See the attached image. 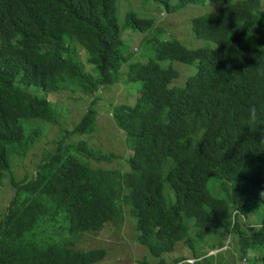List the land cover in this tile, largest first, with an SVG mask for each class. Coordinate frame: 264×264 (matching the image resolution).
<instances>
[{
	"label": "trees",
	"instance_id": "trees-1",
	"mask_svg": "<svg viewBox=\"0 0 264 264\" xmlns=\"http://www.w3.org/2000/svg\"><path fill=\"white\" fill-rule=\"evenodd\" d=\"M153 1L176 10L167 0ZM262 1L181 0L206 8L188 28L213 43L188 48L172 37L158 39L163 25L147 15L127 12L120 24L118 0H0V185L10 145L22 148L20 120L56 122L49 94L80 91L96 99L101 89L122 85L112 117L129 154L125 172L120 162L104 169L77 158L111 159L75 142L96 130L91 101L62 135H70L69 144L54 146L32 178L11 180L16 192L0 216V264H97L107 254L103 247L76 249L39 237L44 218L67 237L110 230L126 216L135 217L134 237L157 259L141 264H221V254L199 252L185 218L194 221L193 239L214 234L223 246L231 237L238 261L264 264V228L245 220L259 209L264 222V116L257 126L247 119L251 105L264 113ZM132 33L153 43L154 58L126 62L122 40ZM172 61L197 62L182 87L170 86L177 77ZM132 82L140 83L137 98L126 91ZM31 85L44 96L31 94ZM259 247V254H247Z\"/></svg>",
	"mask_w": 264,
	"mask_h": 264
},
{
	"label": "rangeland",
	"instance_id": "rangeland-1",
	"mask_svg": "<svg viewBox=\"0 0 264 264\" xmlns=\"http://www.w3.org/2000/svg\"><path fill=\"white\" fill-rule=\"evenodd\" d=\"M167 1L169 5L176 8L175 11L167 12L163 5L156 4L153 0H136L135 5L129 3V1H124V3L121 4L120 0H118L116 10L118 22L121 24L127 12L144 14L153 18L154 21L156 19L155 25H163L158 39L172 37L188 48H200L213 45L209 40L195 36L191 30V26L188 28V20L193 16L206 13V8H203L202 5L188 4L184 6L181 4V0ZM262 3L264 7V0ZM205 4H209L208 1H206ZM209 7H211V4H209ZM123 32L124 30L122 33ZM132 35L133 33L122 40V49L125 55L129 56L126 62H145L149 58H154L155 50L153 43L143 39L144 37L137 41V38H139L138 35L136 40H134ZM143 35L145 36V33H143ZM196 65L197 62L183 64L178 61H172L170 66L177 71V77L171 81L170 86L177 88L182 87L186 78L196 72ZM121 86L122 85L119 83H113L101 89L98 94L99 97L96 99L93 97L90 98L88 94L85 96V94L80 91H62L58 93V96H56L55 93L53 96L49 94L47 100L51 104L53 103L56 117L55 123L40 117H26L20 120L24 133L22 148L18 147L17 144H13L10 145V150L8 151L9 167L4 171L2 184L0 185V216L7 208L9 201L16 192L11 180H27L32 178L34 174H36V170L42 161L55 151L54 146L69 144L70 142L68 139L70 135L66 138L62 137V135L66 132V129L70 128L73 121L76 120L75 124L80 121L82 116L86 113L87 108L91 105V101L93 102V109L96 112L94 126L96 130L89 136H87V134L78 135L75 142L84 141L95 155H111V159L106 161L90 158L88 161L81 155H77V158L80 156V160L89 163L90 166H102L104 169H115L120 162L125 166L124 172L129 171V165H127L124 160L129 156L124 143V134L117 128L112 117L114 108L119 105V103L116 102L119 91L115 92V90H119ZM139 88L140 83L132 82L130 85H127L126 91L130 93V97L137 98ZM121 90L125 92V88H121ZM28 91L39 97L44 96L43 92L39 91L34 85L29 86ZM122 97L123 96H121V98ZM133 102L134 101L130 99H126L125 105H132ZM54 125L56 127H54ZM48 144H50V147ZM209 187L215 195L220 197L223 196L215 193L211 185H209ZM126 192L125 190V193ZM164 195L168 203L173 202V192L165 181ZM129 210H131V206L129 204L125 205V210L123 207V216H125V212L129 215ZM58 219L61 218L58 217ZM44 220L42 227L46 231L39 232V237L49 238L51 236L54 238L52 241H56L60 244L67 242L68 245L76 249L105 248L107 254L103 260L97 264H141L140 262L142 261L148 263L157 262V259L150 254L147 247L139 244L134 237L137 235L134 216L131 218L126 216L120 226L113 227L110 230L104 229L96 234L85 232L80 233V235L75 233L69 234L67 237L64 236L65 233L63 234L61 231L57 232L56 228L61 227L59 223H56L49 217H45ZM245 220L250 223V226H258V230L264 228V222L261 221V211L259 209L255 211L252 210L248 213ZM50 222H52V224ZM184 222L186 225V235L191 237L190 240L193 243L199 245V252L206 250L207 252H205V254H221L218 258L221 264L247 263L246 260L245 262L243 261L244 258H242L241 262L238 261L237 255L240 253L237 247L230 245L232 241L231 237L226 238L223 246L218 244L219 237L214 234L206 235L204 240H196L192 238L195 230L193 219L185 218ZM215 245L221 247L211 249V246L215 248ZM261 248L262 247H259L255 250L250 249V253L247 254H259Z\"/></svg>",
	"mask_w": 264,
	"mask_h": 264
},
{
	"label": "clouds",
	"instance_id": "clouds-1",
	"mask_svg": "<svg viewBox=\"0 0 264 264\" xmlns=\"http://www.w3.org/2000/svg\"><path fill=\"white\" fill-rule=\"evenodd\" d=\"M115 92H118V90ZM262 116H264V113L260 112L255 105L249 106L247 110V119H248L249 124L255 125V126L262 125L260 122ZM243 261L245 262V259H243ZM188 263L189 264L192 263V260H188Z\"/></svg>",
	"mask_w": 264,
	"mask_h": 264
}]
</instances>
